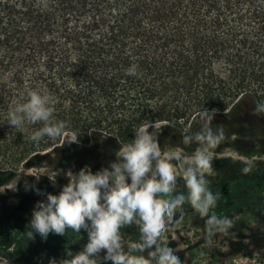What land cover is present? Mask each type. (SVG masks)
<instances>
[{
	"label": "trees",
	"instance_id": "16d2710c",
	"mask_svg": "<svg viewBox=\"0 0 264 264\" xmlns=\"http://www.w3.org/2000/svg\"><path fill=\"white\" fill-rule=\"evenodd\" d=\"M131 65L137 75L126 74ZM33 90L54 98L52 122L66 124L61 136L33 142L42 122L7 124L13 103ZM258 103L264 0H0V171L49 161L98 171L141 124L183 122L191 135L201 109L214 110L211 127L223 139L238 137L239 152L262 153ZM263 175L236 173L216 204L227 206L211 213L263 200Z\"/></svg>",
	"mask_w": 264,
	"mask_h": 264
},
{
	"label": "clouds",
	"instance_id": "9594fccd",
	"mask_svg": "<svg viewBox=\"0 0 264 264\" xmlns=\"http://www.w3.org/2000/svg\"><path fill=\"white\" fill-rule=\"evenodd\" d=\"M126 74L137 75V65L128 67ZM54 104L50 95L29 91L24 102L13 103L7 124L19 129L25 122H42L43 127L31 133L29 139H55L64 133L66 124L52 122ZM257 113H264V103L255 106L253 114ZM213 115L214 110H199L193 119L202 122L200 130L182 137L185 145H199L193 156H169L167 161L162 159L155 131H149L150 127L155 129V123L141 124L134 130L131 142L119 148L117 159L109 167L95 173L87 166L75 174L68 172L69 182L59 194L49 193L46 200L37 202L24 234L28 238L34 233L47 238L49 233L65 235L68 229L77 233L85 230L88 239L83 249L75 254L68 250L66 256L70 259L60 264H181L173 249L159 242L183 204L187 202L201 218H206V243L231 226L230 218L211 213L220 193L206 187L205 173L213 170L212 151L223 139V130L214 132L211 127ZM178 178L184 181L185 191L174 195ZM125 226H134L138 233V244L131 245L130 250H125L120 235Z\"/></svg>",
	"mask_w": 264,
	"mask_h": 264
},
{
	"label": "rangeland",
	"instance_id": "374dc122",
	"mask_svg": "<svg viewBox=\"0 0 264 264\" xmlns=\"http://www.w3.org/2000/svg\"><path fill=\"white\" fill-rule=\"evenodd\" d=\"M165 126L157 124L155 129L149 128L150 132L155 131L162 159L167 161L169 156L192 157L199 145L182 142V137L190 132L189 124L182 122L178 127ZM237 138L222 139L212 151L213 170L205 173L209 191L220 193L226 190L236 173L246 174L260 169L264 173V148L262 153L243 154L232 144ZM238 143L245 144L243 141ZM84 167L71 163L61 169L51 161L32 169L6 165L5 170L0 171L6 174L0 176V223L16 228L15 237L24 229L29 230L27 225L37 202L46 200L49 193L59 194L69 182L67 173L75 174ZM245 167L249 169L247 172L243 171ZM36 189L40 190L39 193ZM183 191L184 181L178 178L174 194ZM186 203L176 210L159 242L161 246L166 244L172 248L181 264H264V195L261 201L249 199L242 208L224 212L220 217L230 218L231 226L226 232L216 233L210 244L205 242L206 218H201ZM224 206L227 205L218 204L214 209L217 211ZM120 235L125 250L138 244L134 226L122 227ZM87 239V232L83 229L79 233L68 229L65 235L49 233L47 238L35 233L32 238L25 234L21 238L0 236V264H60L63 259H70L66 256L68 250L73 254L82 250ZM103 255L102 250L100 256ZM143 259L146 260V256ZM101 264L105 262L101 261ZM106 264H111V261Z\"/></svg>",
	"mask_w": 264,
	"mask_h": 264
},
{
	"label": "flooded vegetation",
	"instance_id": "af4514ba",
	"mask_svg": "<svg viewBox=\"0 0 264 264\" xmlns=\"http://www.w3.org/2000/svg\"><path fill=\"white\" fill-rule=\"evenodd\" d=\"M0 236L3 238H21L24 233H26V231H28L27 229L23 230V233L20 234L18 237H15V233H16V228H12L11 226H7L4 223H0Z\"/></svg>",
	"mask_w": 264,
	"mask_h": 264
}]
</instances>
